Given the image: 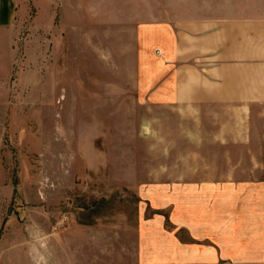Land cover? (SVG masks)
<instances>
[{
  "label": "rangeland",
  "instance_id": "rangeland-1",
  "mask_svg": "<svg viewBox=\"0 0 264 264\" xmlns=\"http://www.w3.org/2000/svg\"><path fill=\"white\" fill-rule=\"evenodd\" d=\"M15 8L0 28V264H139L195 238L228 249L224 264L260 250L264 118L250 149L194 140L181 110L134 97V23L109 17L115 0Z\"/></svg>",
  "mask_w": 264,
  "mask_h": 264
},
{
  "label": "crops",
  "instance_id": "crops-1",
  "mask_svg": "<svg viewBox=\"0 0 264 264\" xmlns=\"http://www.w3.org/2000/svg\"><path fill=\"white\" fill-rule=\"evenodd\" d=\"M115 4L119 12L109 17H132L134 23V97L181 110L191 119L194 140L250 149L264 118V0ZM15 15V0H0V28L11 27ZM257 245L255 253L239 249L233 261L264 264V241ZM230 257L213 240L195 238L176 244L171 255L154 254L139 264H224Z\"/></svg>",
  "mask_w": 264,
  "mask_h": 264
}]
</instances>
